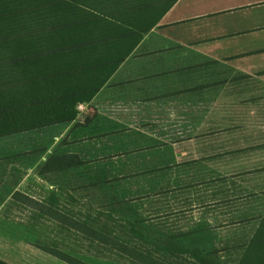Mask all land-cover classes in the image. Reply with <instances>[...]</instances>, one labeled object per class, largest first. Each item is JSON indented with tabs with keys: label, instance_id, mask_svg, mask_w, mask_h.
I'll list each match as a JSON object with an SVG mask.
<instances>
[{
	"label": "crops",
	"instance_id": "obj_1",
	"mask_svg": "<svg viewBox=\"0 0 264 264\" xmlns=\"http://www.w3.org/2000/svg\"><path fill=\"white\" fill-rule=\"evenodd\" d=\"M231 80L264 102V0H51L0 17V238L20 197L126 156L173 109L184 123L214 108ZM55 155L81 164L41 173Z\"/></svg>",
	"mask_w": 264,
	"mask_h": 264
},
{
	"label": "rangeland",
	"instance_id": "obj_2",
	"mask_svg": "<svg viewBox=\"0 0 264 264\" xmlns=\"http://www.w3.org/2000/svg\"><path fill=\"white\" fill-rule=\"evenodd\" d=\"M237 82L230 81L214 108L184 110V123L171 110L165 132L154 130L141 147L122 150L124 157L96 159L89 173L68 175L70 185L45 195L44 203L20 197L22 206L10 207L8 235L0 238V260L143 264L130 257L138 250L163 264L243 262L264 216V102L237 95Z\"/></svg>",
	"mask_w": 264,
	"mask_h": 264
},
{
	"label": "trees",
	"instance_id": "obj_3",
	"mask_svg": "<svg viewBox=\"0 0 264 264\" xmlns=\"http://www.w3.org/2000/svg\"><path fill=\"white\" fill-rule=\"evenodd\" d=\"M49 4H51V0H0V17L18 13L28 9H33L39 6H46ZM135 34H136L135 32H131L122 36L135 35ZM122 36H118V38ZM79 164H81V161L75 158L74 156L55 155L50 159H48V161L44 164V166L41 168V173L49 170H63L68 167L78 166ZM17 194L18 193H16L15 195ZM23 198L32 200L28 197H23ZM48 207L51 208L50 205ZM50 211H52V209H50ZM52 212L56 213L57 211H52ZM70 224L73 228H78V229L85 228L84 229L85 232H87L88 230L85 225L77 223L72 219L70 220ZM97 235H98L97 233L94 234V236ZM98 238H101V241L104 243L112 244L108 236L99 234ZM120 250L127 253L126 247H122ZM49 252H51L54 255L61 254L63 256L61 252L59 253V251L54 249L50 250ZM244 253H245V256H243L244 260L240 264H264V216L262 217L261 223L253 233L252 238L248 243L247 249L244 251ZM130 257L143 264H163L160 260L156 258H151L149 254H144L138 250L131 252ZM66 258L65 259L69 263L84 264L81 261H76L75 259H72L70 257H66ZM0 264H4L3 261L0 260Z\"/></svg>",
	"mask_w": 264,
	"mask_h": 264
}]
</instances>
